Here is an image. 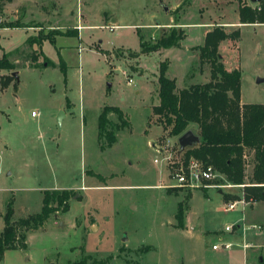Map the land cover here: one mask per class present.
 <instances>
[{
  "label": "rangeland",
  "instance_id": "374dc122",
  "mask_svg": "<svg viewBox=\"0 0 264 264\" xmlns=\"http://www.w3.org/2000/svg\"><path fill=\"white\" fill-rule=\"evenodd\" d=\"M243 4L255 8L260 3H1L0 58L4 51L17 68L3 69L0 76V223L11 199L18 219L41 210L45 189H74L76 194L68 211L57 210L42 227L29 231L27 247L10 249L0 264H72L85 256L90 257L86 264H264V201L245 200L226 209L228 202L244 199L247 183L167 186L175 183L173 173L185 159L179 137L170 136V127L153 112L161 61H169L167 74L177 79L179 89L210 80L211 66L201 62L197 46L216 26L241 31L238 39L221 43L220 53L228 69L241 70L243 102L264 103V23L240 22ZM15 21L24 27L7 26ZM172 27L186 31L180 47L132 56L140 51L138 31L153 41ZM70 29L80 35L83 30L81 38L56 34ZM31 36L34 43L28 42ZM4 76L14 77L5 89ZM106 105L122 108L129 121L116 130L111 147L98 138ZM108 117L115 129L118 115L109 112ZM192 131L198 135V126ZM169 154L172 163L165 160ZM181 204L184 228L176 219ZM227 241L233 243L230 250L213 249L214 243Z\"/></svg>",
  "mask_w": 264,
  "mask_h": 264
},
{
  "label": "trees",
  "instance_id": "16d2710c",
  "mask_svg": "<svg viewBox=\"0 0 264 264\" xmlns=\"http://www.w3.org/2000/svg\"><path fill=\"white\" fill-rule=\"evenodd\" d=\"M13 0H0L1 3ZM240 22L264 23V1L259 6L252 7L243 4L239 8ZM10 27H24L21 22H11ZM60 35H77V30H67ZM140 51L131 52L132 56L150 54L161 49L180 47L186 37L185 29L172 27L169 32L153 41L145 40L138 31ZM239 29L227 32L223 27L216 26L208 31L200 50L202 63L211 66L210 80L205 83H194L184 88H178L177 79L167 72L169 61H161L159 65V102L154 105L153 112L158 120L170 127L169 135L180 137L194 125L199 128L201 141L182 151L185 161L196 157L206 163L213 164L224 176L218 181H228L233 184H246L243 198L247 201H264V103H242V73L238 68L228 69L220 53V45L227 39H238ZM44 39V38H43ZM39 40L43 44L44 40ZM54 41V40H52ZM28 42L34 43L31 36ZM34 67L38 66L36 57ZM60 67L66 70V64L61 61ZM17 68V64L8 59L7 53L0 58V69ZM14 77L4 76V89ZM109 112L118 115L120 124L115 129L109 127ZM129 126L125 112L119 106L106 105L99 115L98 138L106 141L111 147L116 141V130ZM252 159V163L251 160ZM252 164V176L248 182L247 167ZM43 205L39 212L15 219L14 200L11 199L3 213L4 228L0 234V262L8 249H24L27 247V233L39 229L59 209L68 211L69 200L76 194L74 189H45ZM225 197L229 198L228 195ZM227 198V199H228ZM230 199V198H229ZM240 200V199H236ZM185 209L182 204L176 213L178 227H185ZM89 256L72 264H86Z\"/></svg>",
  "mask_w": 264,
  "mask_h": 264
},
{
  "label": "built area",
  "instance_id": "2783aa9c",
  "mask_svg": "<svg viewBox=\"0 0 264 264\" xmlns=\"http://www.w3.org/2000/svg\"><path fill=\"white\" fill-rule=\"evenodd\" d=\"M82 28V26H80ZM111 30L115 29V26H110ZM129 82H133V78L129 77ZM38 112L33 111L32 116H38ZM165 150V149H164ZM167 151V150H165ZM180 153V151H179ZM181 155V153H180ZM165 160H168L170 163L173 162V156L171 154L167 155L165 157ZM156 162H158V159H155ZM185 161V160H184ZM180 162V165L173 173V178L175 180V183L167 185V186H181V187H187L190 189H195L202 187L203 184L207 187L215 186L216 183H219L218 179L224 178L223 174H221L216 167L213 164H209L204 162L201 159H198L196 157H191L186 162ZM223 186H234V185H241L244 186L245 184H233L228 181ZM239 202H243L245 204V199L235 200L228 202L226 209H234L236 205ZM256 227V226H255ZM257 228H260L259 226ZM227 229L229 231H232V226H228ZM233 246L232 242H223V243H214L213 249L214 250H230ZM248 244L245 243L244 247H247Z\"/></svg>",
  "mask_w": 264,
  "mask_h": 264
},
{
  "label": "water",
  "instance_id": "95a60500",
  "mask_svg": "<svg viewBox=\"0 0 264 264\" xmlns=\"http://www.w3.org/2000/svg\"><path fill=\"white\" fill-rule=\"evenodd\" d=\"M251 2L254 3H261L264 0H250ZM162 6L164 7V9L166 10V12H168L169 10V6L165 3H161ZM14 76H18L17 72L13 73ZM259 81H261V79H259ZM58 121L61 122V116L59 115L57 117ZM201 141V137L197 134L194 133V131L192 130H188L185 133H183L179 138H178V142L180 144V153L182 151H184L187 147H191L194 146L195 144H198Z\"/></svg>",
  "mask_w": 264,
  "mask_h": 264
},
{
  "label": "crops",
  "instance_id": "0c3cea01",
  "mask_svg": "<svg viewBox=\"0 0 264 264\" xmlns=\"http://www.w3.org/2000/svg\"><path fill=\"white\" fill-rule=\"evenodd\" d=\"M14 1V0H13ZM12 1V2H13ZM9 3H11V2H9ZM18 28H20V27H16V28H13V29H18ZM4 29H9V27H5ZM24 29H27L28 31L30 30L31 31V27H25ZM85 29V28H84ZM33 31V30H32ZM81 32V35L80 34H78V38H81V36H82V34H83V30H81L80 31ZM32 35V34H31ZM3 54H4V51H3ZM3 54H2V56H3ZM3 71V69H0V72H2ZM2 74H5L4 72H2L1 74H0V76L2 75ZM158 79V78H157ZM242 103H246V102H243V100H242ZM60 189V188H59ZM3 213L4 212H2L1 213V216L3 217ZM3 228H4V224H1L0 223V234H1V232H2V230H3ZM28 236V235H27ZM27 242V241H26ZM10 249H8V250H6L5 251V254H4V257H3V259H2V261L4 260V258H5V256L7 255V253H8V251H9ZM16 250H18V249H16Z\"/></svg>",
  "mask_w": 264,
  "mask_h": 264
}]
</instances>
